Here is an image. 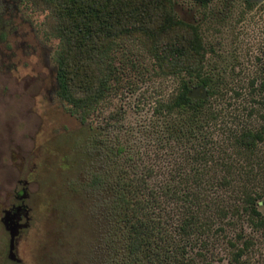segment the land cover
<instances>
[{
    "label": "rangeland",
    "instance_id": "374dc122",
    "mask_svg": "<svg viewBox=\"0 0 264 264\" xmlns=\"http://www.w3.org/2000/svg\"><path fill=\"white\" fill-rule=\"evenodd\" d=\"M173 10L200 27L205 70L216 89L202 175L211 179L212 191L196 215L200 234L181 261L264 264V229L253 227L242 208L245 192L264 194V142L249 151L236 145L242 132L264 126V0H214L207 9L195 0H174ZM49 15L43 0H0V264L9 248L1 219L23 188L31 217L19 250L24 264H108L104 238L114 221L106 208L109 195L88 185L90 173L102 166L92 137L102 130L115 146L120 137L135 150L148 144L161 180L194 175L200 168L195 144L187 150L163 142L170 136L159 133L164 121L154 114L175 96L181 77L160 70L143 38H127L112 57L108 101L83 124L57 95L59 40L46 34ZM121 127L126 133L117 136ZM258 208L264 216V199ZM165 216L166 236L176 246L180 214ZM247 241V252L235 260L233 252Z\"/></svg>",
    "mask_w": 264,
    "mask_h": 264
},
{
    "label": "trees",
    "instance_id": "16d2710c",
    "mask_svg": "<svg viewBox=\"0 0 264 264\" xmlns=\"http://www.w3.org/2000/svg\"><path fill=\"white\" fill-rule=\"evenodd\" d=\"M195 1L207 9L214 0ZM43 4L50 13L46 34L59 40L57 95L83 124L108 101L115 76L112 57L127 38H143L160 70L181 77L175 96L159 103L154 114L164 121L158 132L171 137L161 138L163 142L175 141L187 145V150L189 144H195L199 170L194 175L186 172L161 180L150 161L148 144L135 150L120 137L115 146L101 130L91 134L96 142L91 150L100 153L102 166L90 173L88 185L109 195L106 208L114 222L104 238L108 264H186L181 258L188 259V248L200 234L198 208L212 191L211 179L202 175L208 166V116L212 115L210 102L216 89L214 78L205 70L206 47L200 27L178 18L174 0H43ZM261 86L264 89V82ZM262 99L264 105V96ZM122 132L123 127L117 136ZM263 142L264 126L236 138V145L248 151ZM212 158L213 163L218 162ZM263 199L264 194L245 192L242 200L243 212L257 229H264V216L258 208ZM173 210L181 217L176 246L166 236L170 229L165 214ZM250 243L233 252L235 260L247 252Z\"/></svg>",
    "mask_w": 264,
    "mask_h": 264
},
{
    "label": "flooded vegetation",
    "instance_id": "af4514ba",
    "mask_svg": "<svg viewBox=\"0 0 264 264\" xmlns=\"http://www.w3.org/2000/svg\"><path fill=\"white\" fill-rule=\"evenodd\" d=\"M29 194L25 188L16 191L14 194L13 202L4 211L7 218V224L4 225V220L1 222L4 225L6 233L9 235V248L6 256L5 264H24L20 255L21 241L25 234L30 230L31 217L28 206ZM11 231L16 234L14 248L12 249V236ZM4 264V261L1 262Z\"/></svg>",
    "mask_w": 264,
    "mask_h": 264
},
{
    "label": "water",
    "instance_id": "95a60500",
    "mask_svg": "<svg viewBox=\"0 0 264 264\" xmlns=\"http://www.w3.org/2000/svg\"><path fill=\"white\" fill-rule=\"evenodd\" d=\"M4 223H5V225L7 224V218L4 219ZM11 236H12V242L11 243H12V249H13L14 248L16 234L11 231Z\"/></svg>",
    "mask_w": 264,
    "mask_h": 264
}]
</instances>
